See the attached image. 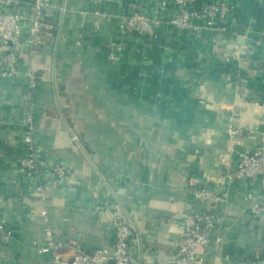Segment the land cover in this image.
Masks as SVG:
<instances>
[{
    "label": "crops",
    "instance_id": "obj_1",
    "mask_svg": "<svg viewBox=\"0 0 264 264\" xmlns=\"http://www.w3.org/2000/svg\"><path fill=\"white\" fill-rule=\"evenodd\" d=\"M30 1L14 0L15 9ZM125 1L51 0L42 44L0 46V57L17 52L20 71H0V215L11 230L0 264H53L52 253L39 250L47 229L63 257L109 248V214L96 207L115 198L142 264H186L175 260L180 228L202 210L220 219L194 264H245L254 255L264 264V218L250 211L252 201H264V177L230 182L220 160L252 150L264 130V0H224L225 33L169 36L160 28L150 44L129 43L113 61L106 44L116 39ZM137 1L146 12L156 2ZM174 12L170 5L162 16ZM26 68L37 75L33 94ZM29 113L37 124V174L19 163L30 154L23 138ZM53 162L68 169L67 184L49 174ZM203 184L226 197L199 202L192 189Z\"/></svg>",
    "mask_w": 264,
    "mask_h": 264
},
{
    "label": "built area",
    "instance_id": "obj_2",
    "mask_svg": "<svg viewBox=\"0 0 264 264\" xmlns=\"http://www.w3.org/2000/svg\"><path fill=\"white\" fill-rule=\"evenodd\" d=\"M29 7L24 10L15 9L14 0H0V46L15 45L22 39L30 46L43 43L41 38L42 28L46 19L53 15L55 7L51 0H31ZM174 6L175 12L169 17L162 16L168 6ZM117 12L118 32L116 39L106 44L110 60L119 61L123 58V51H130L131 44H150L157 37L160 28L168 29L169 36H177L182 32L203 34L205 31L225 33L227 31L226 17L229 6L224 0H206L200 6L195 0H156L149 12L137 0H126ZM262 47L264 59V37L258 40ZM235 57L245 61L236 50ZM18 54L14 49H8L0 57V71L3 75L16 77L20 73L16 67ZM264 66V65H263ZM27 86L31 93L37 87V75L31 68L23 72ZM246 78L240 77L239 83H245ZM247 92L244 89L243 95ZM240 93H236L239 96ZM37 124L28 114L24 127L23 138L29 145L30 154L20 158L22 169L37 174V155L35 152V136ZM226 165L228 181H242L258 175L264 177V130L261 132L259 142L250 151H244L232 160L230 157H220ZM49 174L56 178L59 185L69 182V171L60 162H53ZM40 180V179H38ZM43 185L38 182L36 190L40 198H44ZM195 198L203 204H212L226 197V193L217 194L208 185L203 184L192 189ZM99 210L109 214V223L113 229L114 240L112 245L99 247L90 251L78 249L70 257H63L59 248L60 242L55 238L50 229L46 230L44 241L39 247L41 251L52 253L53 264H142L130 251L129 241L133 235V227L125 220L124 208L115 198L106 206L98 205ZM250 211L255 218H264V201L254 200L250 203ZM219 217L209 210L190 213L185 218L179 232L175 260L186 264H194L201 260L197 253L199 247H204L212 242L211 232L219 224ZM11 238V230L6 219L0 215V247ZM218 240L215 239L214 243ZM245 264H263L258 255L245 258Z\"/></svg>",
    "mask_w": 264,
    "mask_h": 264
}]
</instances>
